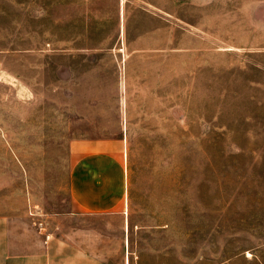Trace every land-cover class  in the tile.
<instances>
[{
    "label": "rangeland",
    "instance_id": "374dc122",
    "mask_svg": "<svg viewBox=\"0 0 264 264\" xmlns=\"http://www.w3.org/2000/svg\"><path fill=\"white\" fill-rule=\"evenodd\" d=\"M102 136L125 263L264 264V0H0V221L87 243L71 148Z\"/></svg>",
    "mask_w": 264,
    "mask_h": 264
},
{
    "label": "crops",
    "instance_id": "0c3cea01",
    "mask_svg": "<svg viewBox=\"0 0 264 264\" xmlns=\"http://www.w3.org/2000/svg\"><path fill=\"white\" fill-rule=\"evenodd\" d=\"M124 142L126 136H102L72 145L70 215L88 216L87 243L76 234L55 235L34 225L9 229L0 221V264H127L125 252L121 253L129 219ZM107 228L119 229L122 236L112 240L98 234Z\"/></svg>",
    "mask_w": 264,
    "mask_h": 264
}]
</instances>
